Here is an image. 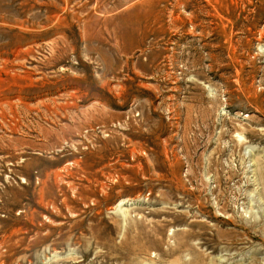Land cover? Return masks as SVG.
<instances>
[{
	"label": "rangeland",
	"instance_id": "374dc122",
	"mask_svg": "<svg viewBox=\"0 0 264 264\" xmlns=\"http://www.w3.org/2000/svg\"><path fill=\"white\" fill-rule=\"evenodd\" d=\"M0 264H264V0H0Z\"/></svg>",
	"mask_w": 264,
	"mask_h": 264
}]
</instances>
